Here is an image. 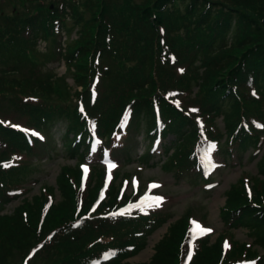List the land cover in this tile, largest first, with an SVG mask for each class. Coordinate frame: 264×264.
<instances>
[{
    "label": "trees",
    "instance_id": "1",
    "mask_svg": "<svg viewBox=\"0 0 264 264\" xmlns=\"http://www.w3.org/2000/svg\"><path fill=\"white\" fill-rule=\"evenodd\" d=\"M5 22L0 53L8 44L25 53L7 52L9 61L0 67V210L28 192L21 188L35 170L32 159L40 150L56 149L50 139L57 137L58 126L61 144L76 157L72 172L79 176L92 138L111 143L114 125L124 123L150 138L149 145L158 134L180 140L175 147L185 154L165 163L180 171L187 170L193 148L199 157L207 137L223 139L232 156L260 147L264 0H38ZM72 34L77 36L68 41ZM39 42L51 45L46 58L64 62V74L39 70L40 61L29 59L39 52ZM7 105L25 124L8 118ZM217 118L224 130L214 127ZM24 128L38 129L44 139H29ZM131 148L134 152L135 142ZM18 152L21 158L11 163ZM124 155L131 160V151ZM68 170L59 179V200H48L53 190L44 186L39 195L0 214V264H22L34 252L32 258H41L30 264H242L255 249L264 251V152L250 190L236 181L226 191L222 216L229 229H248L254 248L240 242L225 249V235L192 241L190 216L184 214L170 223L145 263L122 260L145 248L167 211L136 217L134 208L122 211L130 195L121 194L114 182L103 196L98 164L86 188L83 182L71 185ZM105 252L112 258L104 259Z\"/></svg>",
    "mask_w": 264,
    "mask_h": 264
},
{
    "label": "rangeland",
    "instance_id": "2",
    "mask_svg": "<svg viewBox=\"0 0 264 264\" xmlns=\"http://www.w3.org/2000/svg\"><path fill=\"white\" fill-rule=\"evenodd\" d=\"M38 0H0V30L3 29L7 17H12L23 10H26L28 6L32 3H35ZM76 34L68 35L67 40L70 41L73 37H76ZM167 36V35H166ZM51 39H48V43ZM7 47V50H4L0 53V67L3 65V62L8 58L5 56L7 52L13 51V53L19 52V54H24L25 52L14 45H4ZM51 45H48L47 42H39L37 53H30L29 59L34 61H40L38 67L39 70L49 71L50 68H53L55 72L59 75L66 72L65 63L52 62L51 59L46 58L47 52L50 53ZM9 61V59H7ZM29 64H27V68ZM27 68L23 72H27ZM68 80L73 84V79L70 77L68 72ZM197 91L195 87L194 92ZM6 95L12 94L9 91L5 90ZM4 95V94H2ZM0 95V97H2ZM191 100L194 99L193 96H189ZM71 106H73L72 101H67ZM7 103V102H4ZM7 112L10 115L8 118H11L12 121L22 122L25 124L23 118H19L13 107L7 105ZM0 112H3L0 110ZM216 122L218 125H214L225 128L222 118H217ZM59 129L63 131L62 127H57L56 131L58 133L55 139H50L51 145H55V150L52 147H49L46 150H40V154L35 156L31 168H35L32 171L28 183H24L23 191L28 190V187L25 185L29 184V190L23 196H20L17 199L12 200L5 204L4 208L0 210V214L10 213L14 208H17L23 201L24 197H33L39 195L46 186L48 190L53 193V195H48V200H59L60 191H59V179L63 174L65 168H69L68 177L70 184L73 186H78L83 180V186L91 181L94 168H88L87 165L84 168H80V176L72 172L73 167H75L76 159L73 158L68 149L61 144V136L59 134ZM138 135V136H136ZM136 136V137H135ZM124 137V135L119 134L117 138ZM125 142L128 143L127 146H131L134 142L137 145L135 151H132L130 147L132 158L134 162L126 161L125 164L116 165L114 168L106 166L103 168V179H111V182H114L116 185L126 187V190L133 191L136 198L138 199L132 206L136 210L141 212H151L155 213L157 211L164 212L168 211V217H171L169 221L174 220L181 215L189 214L192 224V233L194 236L193 241H196L202 237L209 238L208 241H216L219 237L224 236L225 248L231 249L234 243L238 244L240 242L246 243L253 246L254 248V239L252 238L250 232L246 228H231L224 224L222 221L224 205L226 203V191L236 183V181H244L246 184H251V178L257 176V161L258 158H253L252 149L247 151L242 160L236 158L235 161L229 163L223 157L219 149H214L212 145L204 152V156L210 161L214 166L213 170L208 171L210 181L204 182L202 179H195L194 176L176 174V167H167L164 163L165 158L168 155L175 157L179 153H184L182 150L176 149L175 146H171L168 149L167 154L164 153V147L155 153L153 158L146 156V151H148V139L143 138V133L135 132L131 137ZM180 140L175 141V144H179ZM223 142V141H222ZM160 145V144H159ZM163 146V144H162ZM261 148L264 151V142L261 145ZM115 153L122 158V153L119 150L114 149ZM19 153V152H18ZM185 154V153H184ZM181 156V155H180ZM21 157L16 156L11 158V163L17 164ZM26 158H22V161H25ZM124 161V159H122ZM30 161V160H29ZM97 161L96 156H91L88 158L87 163ZM227 163H225V162ZM175 164V162H174ZM7 165V164H5ZM3 169V168H1ZM87 169V171H85ZM71 171V173H70ZM74 171V170H73ZM159 185V187H152V185ZM86 188V187H85ZM149 191V193H148ZM148 193V197H141L144 194ZM163 197L164 208L161 210L162 206L152 207L149 206L150 203H153L154 198ZM148 201L150 203H148ZM148 203V204H147ZM147 206V207H145ZM149 206V207H148ZM169 221L165 223L162 227L158 228L147 241V246L141 252L130 256L124 260L129 261L130 263H145L148 262L151 256L154 254L155 244L163 237L167 231ZM199 225L202 228L211 229L212 231L204 234L200 232V229L196 226ZM256 255L251 258H245L242 260V264H264V251L257 250ZM29 254L24 256L22 264H30L32 260L40 259L41 257L32 258Z\"/></svg>",
    "mask_w": 264,
    "mask_h": 264
},
{
    "label": "snow or ice",
    "instance_id": "3",
    "mask_svg": "<svg viewBox=\"0 0 264 264\" xmlns=\"http://www.w3.org/2000/svg\"><path fill=\"white\" fill-rule=\"evenodd\" d=\"M174 59V58H173ZM81 111H83V109H81ZM195 111V110H194ZM93 127H95V125H93ZM34 135H39L38 133H34ZM42 138V137H41ZM7 166V165H6ZM115 167V165L113 164V165H110V168H114ZM85 171H87V169H85ZM152 187H159V185H152ZM163 203V197H156V198H154V200H153V204L155 205V206H157V207H159L161 204ZM149 206H152V204H150ZM120 215H123L124 213L123 212H121V213H119ZM197 228H199L200 229V232H202V233H204V234H207V233H209V232H211L212 230L211 229H207V228H202L201 226H199V225H197L196 226ZM191 253H189L188 254V259L189 260H191Z\"/></svg>",
    "mask_w": 264,
    "mask_h": 264
}]
</instances>
